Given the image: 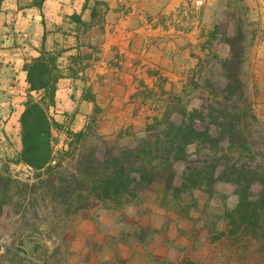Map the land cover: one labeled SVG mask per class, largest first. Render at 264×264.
I'll use <instances>...</instances> for the list:
<instances>
[{
  "label": "rangeland",
  "instance_id": "rangeland-1",
  "mask_svg": "<svg viewBox=\"0 0 264 264\" xmlns=\"http://www.w3.org/2000/svg\"><path fill=\"white\" fill-rule=\"evenodd\" d=\"M85 8V16L73 14L64 23L71 37L60 33L49 44L61 52L63 77L76 81L63 111L56 110L58 96L50 108L58 120L54 163L62 158V170L76 162L77 155L62 153L71 132L87 130L79 149L123 148L159 132L156 117L169 112L179 119L180 103L189 110L205 106L208 117V103L216 99L211 88L222 91L227 80V36L240 26L247 39L243 78L257 115L251 126L264 133V0H86ZM23 95L26 102L29 85ZM3 137L0 172L14 182L11 198L0 205V264H264V237L250 248L225 233V212L239 196L231 183L207 178L212 162L204 148H193L189 168L202 171L198 187L175 195L156 184L120 208L95 200L70 213L64 201L41 191L43 185L24 187L36 176L18 161L22 144ZM236 160L251 157L233 154ZM187 165H179L178 183Z\"/></svg>",
  "mask_w": 264,
  "mask_h": 264
},
{
  "label": "trees",
  "instance_id": "trees-1",
  "mask_svg": "<svg viewBox=\"0 0 264 264\" xmlns=\"http://www.w3.org/2000/svg\"><path fill=\"white\" fill-rule=\"evenodd\" d=\"M43 2L34 0L39 8ZM227 42L230 52L222 60L226 84L222 91L211 88L216 99L208 103V117L205 106L189 110L180 103L175 112L179 119L169 112L156 117L159 132H150L136 145L123 148L79 149L77 141L88 136L87 130L71 132L69 148L62 150L64 156L77 155L71 171L62 170V158L54 163L53 129L58 120L50 108L57 101L58 83L64 76L59 62L61 52L43 43L40 54L25 62L29 96L20 117L22 149L18 161L33 170L36 180L23 182L24 187L37 191V186L41 184L40 190L43 185L45 191H41L64 201L70 213L87 208L95 200L106 208H120L156 184H163L167 193L175 195L185 188L198 187L202 171L194 174L189 168L193 167V148H204L208 162H212L207 178L231 183L239 196L237 204L225 212L229 222L225 233L250 248L259 247L264 237V133L255 134L251 126L257 115L243 78L247 50L243 26L227 36ZM233 154L249 155L251 162H231ZM184 162L188 165L178 183V167ZM12 182L14 178L0 172L1 206L11 198L8 191Z\"/></svg>",
  "mask_w": 264,
  "mask_h": 264
},
{
  "label": "crops",
  "instance_id": "crops-1",
  "mask_svg": "<svg viewBox=\"0 0 264 264\" xmlns=\"http://www.w3.org/2000/svg\"><path fill=\"white\" fill-rule=\"evenodd\" d=\"M86 0H44L42 8L34 0H1L0 31V134L21 140L20 116L25 109L23 90L28 88L25 62L40 54L43 43L49 49L51 38L63 35L64 23L73 14L86 13ZM84 13V16H85ZM64 27V28H63ZM73 32V31H72ZM65 39V38H64ZM70 39V38H69ZM73 81V82H72ZM72 77H61L56 110L65 106V95L75 89ZM3 137V138H4ZM13 140V138H11Z\"/></svg>",
  "mask_w": 264,
  "mask_h": 264
},
{
  "label": "built area",
  "instance_id": "built-area-1",
  "mask_svg": "<svg viewBox=\"0 0 264 264\" xmlns=\"http://www.w3.org/2000/svg\"><path fill=\"white\" fill-rule=\"evenodd\" d=\"M199 3H201V2H199Z\"/></svg>",
  "mask_w": 264,
  "mask_h": 264
}]
</instances>
